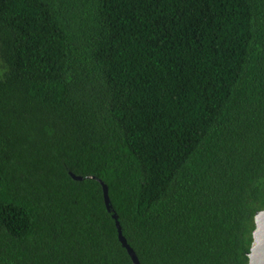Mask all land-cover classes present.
I'll return each mask as SVG.
<instances>
[{
    "label": "trees",
    "instance_id": "16d2710c",
    "mask_svg": "<svg viewBox=\"0 0 264 264\" xmlns=\"http://www.w3.org/2000/svg\"><path fill=\"white\" fill-rule=\"evenodd\" d=\"M262 209L264 0H0V264H133L115 213L248 264Z\"/></svg>",
    "mask_w": 264,
    "mask_h": 264
},
{
    "label": "water",
    "instance_id": "95a60500",
    "mask_svg": "<svg viewBox=\"0 0 264 264\" xmlns=\"http://www.w3.org/2000/svg\"><path fill=\"white\" fill-rule=\"evenodd\" d=\"M71 175L77 180L83 179L82 176L76 175L75 173L71 172ZM99 180L103 186L106 206L109 210H113V206L111 205V199L109 196V187L103 180ZM114 217L117 220L119 238L123 246L127 249L129 255L131 256L133 264H142L137 253L129 244L126 236L123 234L122 226L118 220V215L116 213L114 214ZM248 264H264V209L257 211V213L255 214V228L253 231V242L250 247Z\"/></svg>",
    "mask_w": 264,
    "mask_h": 264
}]
</instances>
